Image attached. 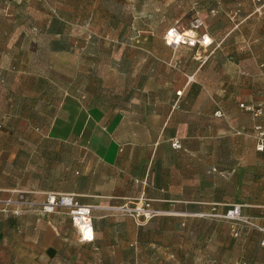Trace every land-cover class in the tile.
Segmentation results:
<instances>
[{
    "label": "rangeland",
    "instance_id": "374dc122",
    "mask_svg": "<svg viewBox=\"0 0 264 264\" xmlns=\"http://www.w3.org/2000/svg\"><path fill=\"white\" fill-rule=\"evenodd\" d=\"M170 30L194 44L179 48L173 62L147 59L150 54L166 57L159 42ZM55 43L65 50H52ZM201 62L207 77L224 71L229 82L243 81L253 101L264 107V0H0V187L14 186L19 179L27 187L37 182L34 141L54 113L55 107L45 110L50 98L53 106L65 93L112 98L133 91L137 73L142 74L139 90L146 93L159 85L147 74L150 68L173 80L175 70L190 73ZM239 199L251 204L241 207L243 222L215 215L228 221L229 229L203 222L196 225V240L154 233L151 253L137 260L123 255L122 264H257L264 258L253 227L264 217V153L251 155L238 173H229V200ZM25 201L40 204L33 194L0 191V264H37V210L13 212ZM214 230L217 248L209 245ZM181 242L201 246L202 254L173 255ZM63 251L74 258L63 264L81 258L83 264L120 260L86 248Z\"/></svg>",
    "mask_w": 264,
    "mask_h": 264
},
{
    "label": "crops",
    "instance_id": "0c3cea01",
    "mask_svg": "<svg viewBox=\"0 0 264 264\" xmlns=\"http://www.w3.org/2000/svg\"><path fill=\"white\" fill-rule=\"evenodd\" d=\"M159 43L166 57L149 53L147 59L173 62L177 50L185 46ZM175 73L172 80L150 68L147 74L159 85L146 93L139 90L142 74L137 73L134 90L112 98L65 93L58 105L53 106L51 98L46 102V111L55 108L34 141L37 182L27 187L19 179L0 191L33 194L39 203L50 193L73 195L79 204L93 207L94 241H79L67 211H37L33 224L37 264L73 261L71 253L63 251L72 247L119 257L109 264H122L123 255L137 260L152 252L154 233L196 240L200 233L196 225L223 223L229 229L228 221L216 216L232 205L251 206L243 199L229 200V173H238L251 155L260 153L253 129L264 124V107L253 101L243 81L229 82V73L207 77L204 62L190 73L180 68ZM241 104L252 106L253 113ZM173 140L181 149L172 148ZM140 200L149 201L157 215L136 221L115 210ZM253 227L259 254L264 256V217ZM208 238L210 246L220 245L216 230ZM174 248L173 255L202 254L201 246L190 242ZM225 251L229 253V239ZM80 262L84 263L82 258L76 259ZM257 264H264V258Z\"/></svg>",
    "mask_w": 264,
    "mask_h": 264
},
{
    "label": "built area",
    "instance_id": "2783aa9c",
    "mask_svg": "<svg viewBox=\"0 0 264 264\" xmlns=\"http://www.w3.org/2000/svg\"><path fill=\"white\" fill-rule=\"evenodd\" d=\"M165 42L167 45L176 48L179 45H193L183 34L178 33L176 30H170L165 36ZM241 108L247 112L253 113L252 106L240 105ZM255 114H260V111H255ZM253 137L256 143V151L264 153V124L256 125L253 129ZM171 146L174 149H181L179 141L173 140ZM17 209L13 212L15 215L23 213L26 209H32L46 214L56 213L60 210H65L68 213L72 227L75 229L78 239L82 243H91L94 241V231L92 225V210L93 207L89 205H81L75 201L73 195L70 194H48L44 203L37 204L35 202H22ZM116 211L126 215L133 220H139V218L151 219L157 215V213L151 209L149 201L140 200L132 205H124L115 208ZM223 218L232 220L235 222H243L241 218V207L239 205H232L230 209L225 213ZM246 222V221H245ZM264 245V242L262 243Z\"/></svg>",
    "mask_w": 264,
    "mask_h": 264
},
{
    "label": "trees",
    "instance_id": "16d2710c",
    "mask_svg": "<svg viewBox=\"0 0 264 264\" xmlns=\"http://www.w3.org/2000/svg\"><path fill=\"white\" fill-rule=\"evenodd\" d=\"M56 44H57V45H56ZM53 50H54V51H62V50H65V47L62 46V45H60L59 43H55V46L53 47ZM11 218H14V216H12ZM13 220H14V219H11V220H10L11 224L14 223ZM10 226H12V225H10Z\"/></svg>",
    "mask_w": 264,
    "mask_h": 264
},
{
    "label": "bare ground",
    "instance_id": "6f19581e",
    "mask_svg": "<svg viewBox=\"0 0 264 264\" xmlns=\"http://www.w3.org/2000/svg\"><path fill=\"white\" fill-rule=\"evenodd\" d=\"M205 40H206V43L209 41L207 38Z\"/></svg>",
    "mask_w": 264,
    "mask_h": 264
}]
</instances>
